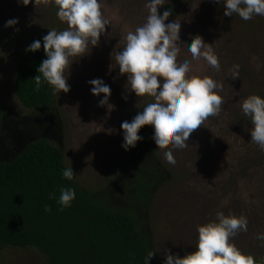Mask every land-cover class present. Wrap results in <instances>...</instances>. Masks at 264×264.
<instances>
[{
  "label": "rangeland",
  "instance_id": "rangeland-1",
  "mask_svg": "<svg viewBox=\"0 0 264 264\" xmlns=\"http://www.w3.org/2000/svg\"><path fill=\"white\" fill-rule=\"evenodd\" d=\"M21 2L0 0V99L12 124L29 112L16 96L15 78L30 40L43 38L50 29L67 27L57 18L55 6H35L34 0L28 5ZM166 6H174L175 12L166 23L181 20L182 41L190 42L200 35L205 42L213 43L221 71L205 67V73L223 83L219 94L225 102L219 116L209 117L190 134L186 148L173 150L175 165L167 163L163 149L156 148L154 129L148 125L159 161L170 172L169 179L155 192L149 212L156 254L163 261L165 250L181 257L194 251L196 226L223 211L225 215L247 217L248 230L238 233L234 243L264 264V247L256 239L257 233L264 232V152L250 141L252 125L238 103L251 94L264 96V67L257 68V63L264 62V16L248 21L236 14L227 17L223 5L213 0H165L158 12L165 11ZM104 9L112 27L106 26V34L90 54L74 58L77 60L66 73L70 90L55 94V114L61 125L52 133L63 147L66 165L72 167L78 183L92 190L102 189L116 178L133 149L125 151L121 147V123L130 122L152 102L151 97L139 98L126 90L127 76L119 73L114 53L113 61L110 56L115 47L121 50L123 44L117 43L125 26L134 29L144 22V0H105ZM13 18L18 23L4 27ZM181 55L190 56L183 47ZM234 64L240 66L235 80L230 77ZM96 78L110 86L113 110L99 106L103 94H91L88 81ZM0 264L49 263L34 248H7L0 253Z\"/></svg>",
  "mask_w": 264,
  "mask_h": 264
},
{
  "label": "clouds",
  "instance_id": "clouds-1",
  "mask_svg": "<svg viewBox=\"0 0 264 264\" xmlns=\"http://www.w3.org/2000/svg\"><path fill=\"white\" fill-rule=\"evenodd\" d=\"M21 2V0H20ZM32 0H22L28 5ZM222 4L223 15L232 17L238 15L242 20H251L254 16H264V0H213ZM105 0H34L35 6H55L57 18L67 25L63 30L50 29L42 38L46 59L37 67L34 81V91H40L47 84L52 94L61 91L67 93L70 86L67 75L74 59L90 54L93 47L100 43V37L106 34V26L112 20L105 14ZM165 4V0H144L147 15L142 24L133 28L125 26L123 34L117 44L123 46L110 53L113 61L118 65L119 73L127 76L125 88L135 93L139 98L151 97L142 111L138 112L129 122L120 125L123 130L125 151L134 148L143 139L138 135L139 130L150 125L154 129L152 139L156 148L163 149V156L167 163L176 164L173 150H182L190 134L203 125L209 117L219 116L222 112L224 98L223 83L205 73V67L221 71L220 57L200 35H195L190 42L180 39L181 20L175 19L166 23L172 15L168 9L162 13L158 9ZM18 19L13 18L5 22L4 27H13ZM18 31V29H16ZM182 47L189 55H181ZM41 41L35 40L27 46L25 51H38ZM112 69V64H110ZM264 67V62L257 63V68ZM238 64L232 65L230 77H239ZM90 92L94 96L103 94L99 106H107L109 110L114 105L109 103L110 86L100 78L88 81ZM126 99V97H125ZM240 110L250 119V141L264 152V96L251 94L238 101ZM139 108V104H136ZM170 145V147H168ZM63 179L72 181L74 174L72 167L63 169ZM59 197L50 194L49 199H55L59 210L72 206L76 198L75 189L61 187ZM228 201L225 200L226 204ZM51 207L44 205L45 212H51ZM248 220L244 215L228 214L217 211L215 218L196 226L197 239L194 251L183 257L165 250L163 264H257L255 257L243 252L236 246L233 238L240 232L248 230ZM256 239L264 247V232L256 234ZM150 250L145 258L149 264L154 256Z\"/></svg>",
  "mask_w": 264,
  "mask_h": 264
},
{
  "label": "trees",
  "instance_id": "trees-1",
  "mask_svg": "<svg viewBox=\"0 0 264 264\" xmlns=\"http://www.w3.org/2000/svg\"><path fill=\"white\" fill-rule=\"evenodd\" d=\"M173 8L164 10L171 9L173 16ZM35 40L41 41L40 50L26 51L15 78L16 96L28 115L12 124L0 99V253L34 248L49 264H145L152 250L149 264H163L148 219L155 192L170 172L159 161L148 125L139 130L143 139L121 173L104 188L81 186L76 177L63 179L65 153L52 136L61 125L56 95L47 84L34 91L32 79L47 58L42 38L28 45ZM61 187L76 192L72 206L63 211L49 199L53 193L58 198ZM45 204L51 212L44 211Z\"/></svg>",
  "mask_w": 264,
  "mask_h": 264
}]
</instances>
